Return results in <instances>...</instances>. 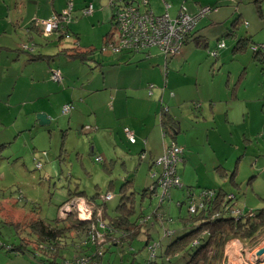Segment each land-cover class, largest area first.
<instances>
[{
    "label": "rangeland",
    "instance_id": "rangeland-1",
    "mask_svg": "<svg viewBox=\"0 0 264 264\" xmlns=\"http://www.w3.org/2000/svg\"><path fill=\"white\" fill-rule=\"evenodd\" d=\"M224 4L225 2L215 1L209 5L216 6L215 10L217 11ZM238 4L249 7L250 13L254 15L256 21L264 24L253 0H243L242 3L228 2V5L233 8ZM176 6L177 4H174L171 9L172 14L175 13ZM12 12L18 13L19 10L14 8ZM221 14L222 18L217 22H213L208 15L202 17L189 40L182 45L178 52L167 57L168 66L165 65L166 54L160 51L162 62L155 66L159 67L160 65L163 68L161 83L164 85L167 82V92L171 93L172 91L177 97H184L187 104L185 108H189V111L190 108L193 109V117L199 112L201 105L204 109L210 105H216L217 111L223 113L219 118L224 123V114L229 106L232 116L227 124L222 125L221 132L229 137L228 143L231 141L240 147L233 159H230V163L232 170L235 169L236 164L239 166L238 178L242 181V186L237 187L230 182H227L226 185L228 189L230 188L229 191L237 197L235 199V204L238 202L236 208H245L246 200L253 204H249L250 207L259 208L264 205V62L256 57L252 43L243 52L235 53L233 49L237 40L242 37L252 36L253 43L264 44V28L252 35L249 33V25L246 21L239 25L236 36L227 35V28L230 27L232 18L226 19L227 10ZM73 17L72 13L71 20ZM87 17L88 14L79 16V41L82 40L85 44L97 46L93 59L87 63L90 68L92 67L90 70H94L92 73L94 81L89 84H92L91 86L98 84L99 78L104 76V73L109 75L112 80L117 81V69L111 67L114 65H104L103 71L99 65H96L104 47L102 32L98 28L94 29L92 24L86 20ZM71 20L62 24L65 27L64 32H67L64 42L67 41L68 45H71L75 40L72 27L71 30L67 29ZM15 28L17 29V27ZM53 32L44 34L45 36L42 37H35L41 46H44L39 49L42 52L55 55L53 60L56 63V52L59 50V48H55L57 41H48L47 43L54 44V47L52 45L45 48L47 44L45 39L48 38L46 35L53 34ZM199 35L201 37L196 41L195 36ZM5 39L3 38L2 41ZM221 41L225 42L226 47L220 49L218 55L211 54L210 51L217 48V44ZM152 51L158 52V48L153 47ZM0 54V77L4 73L7 76L11 74L10 68H7L9 64L14 67L18 66L20 71L22 63L24 64V60L27 58L23 51L18 53L15 49L3 50ZM18 54H21V60L15 59ZM260 55L259 58L263 54ZM60 58L68 60L64 55H61ZM143 58L145 57L143 56ZM143 61L149 62L151 58H145ZM45 62H40V64ZM2 65L4 66L2 67ZM167 71L169 75L165 76ZM25 73L27 75L29 71ZM7 76L0 80V211L2 206L5 207L4 211L0 212V251L2 253H6L8 244L20 243L22 238L30 240L28 246L31 249L37 240L31 227L24 225L27 223L12 221L11 214L22 213L21 210L19 212V209H15V204L25 210L24 213L31 209L41 210V213L37 212V216L53 221L63 211L64 206L60 207V205L69 197L70 191L85 190L89 196H94L96 193L103 196L107 192H111L114 196L106 200L105 207L107 212L112 214L120 200L119 188L125 181L124 161L130 170L128 178L134 179V190L137 191V214L143 211L151 217V220L147 223L148 226H143L139 235L130 242L107 247L103 254V264H147V260L152 256L149 246L144 245L148 236L147 231L152 235V241L160 244L155 250V258L160 260V255L166 249L167 244L192 228V223L181 222L178 213L177 202L179 200L183 202L180 210L182 215L188 214L189 201L186 186L172 188L170 190L171 197L166 198L162 204L160 203V194L148 193L142 198L141 192L149 186L152 178L154 180L149 167L150 160L144 159L141 149L128 148L126 139H123V142H127L125 146L119 140L115 142L111 130H103L97 134V131L92 129L100 127V125L93 121L92 110L89 108L88 102L90 105L99 107L104 100L108 99L107 95L91 91L87 95L89 98L87 104L80 105V111L75 110L76 105H74L72 113H65L62 111V107L56 108V104L65 95H68L67 91L60 93L59 90L60 92L51 97V103L50 101L27 102L26 98L23 100L22 97L15 94L17 86L13 88L12 76ZM24 79L27 81V78L24 77ZM25 85L24 80L19 81L18 88ZM52 85L67 87L66 84L57 81ZM47 102L49 103L45 106ZM247 106L249 108L245 109L246 113L241 111V108L243 110ZM40 107H47L48 113L52 114H50L52 119L50 118L49 123H40L39 114H48L47 112H38L37 109ZM98 110L101 114H108L109 111L105 104ZM55 114H59L63 118L57 119L59 116ZM104 128L109 127L104 126ZM247 130L252 131L253 134H247ZM97 156H101L102 160H97ZM38 161H41V167L37 166ZM177 170L181 178V167H178ZM181 183H183L182 180ZM193 185H195L193 187L195 194L200 188H210L205 183ZM158 191H161L160 187ZM73 208L77 210L76 205ZM68 213L64 209L63 215L67 217ZM160 216H163L164 220ZM167 230L174 231V233L168 235L166 234ZM99 241H102V238ZM242 241L244 245L239 250L238 257L241 258L243 264H257L253 256H255L256 249L264 245V234L260 236L256 245L246 240ZM233 245V241L229 243V252ZM72 249L69 247L63 251L60 250L56 260L60 263L62 256L73 255ZM261 257L263 259H260L259 262L263 263L264 254ZM240 263L236 257L231 258L230 264Z\"/></svg>",
    "mask_w": 264,
    "mask_h": 264
},
{
    "label": "crops",
    "instance_id": "crops-1",
    "mask_svg": "<svg viewBox=\"0 0 264 264\" xmlns=\"http://www.w3.org/2000/svg\"><path fill=\"white\" fill-rule=\"evenodd\" d=\"M70 1L74 4V17L67 29L71 30L70 28L72 27L73 33L75 34V40L71 43V45H68L67 41L64 42V38L66 39L65 34L67 32H64L65 27L63 26L54 31L55 33L53 32V34L46 35L48 38L45 39L46 43L53 40H55V42L57 41L55 48H59V50L56 52L57 61L55 63V60H53L55 55L42 52L39 48H44V46H41L35 36H45L39 21L60 13L68 6ZM114 1L118 4L122 0H0V53L3 50L11 51L15 49L18 53L23 51V53L27 55V58L24 60L25 63H22V69L20 71L18 66L14 67L12 64H9L7 68H10L11 74L7 76L4 73L0 77V80H2L5 76H12L13 88L17 86L14 91L17 92L15 94L22 97L23 100L26 98L25 100H27V102L32 103L44 101H50L51 103V97L53 95H56L60 91V93L67 91L68 95H65L57 102L56 108L58 107V109H60L62 107V109H64V106L69 103L72 107L68 112L72 111L74 105H76L74 109L80 111V105L87 104L89 99L87 95L91 91L107 95L108 99L104 100L99 107L93 106L92 104L90 105L88 102L89 108L92 110L94 118L93 121L100 125V127H93L92 129L97 131V134L103 130H111L115 142L119 140L122 144H124V146L128 142V148L141 149L144 159L150 160L149 167L152 170V175L154 177V180L152 178L150 181L151 183L149 182V186L157 180V176L162 170V165L158 162V159L163 155L165 148L172 141H175L184 148L182 160L179 161L177 168L181 167L180 173L182 176L181 180L183 182L182 186L184 185L188 188V197L189 194H192L194 200L199 201L201 199L199 194L203 189L217 190L219 188H224L229 191L230 188L228 189L226 183H231L229 175L234 171H236V181L240 183V186H242V181L238 178L239 166L236 164L235 169L232 170L230 163V159H233L240 147L238 145H234L231 141L228 143L229 137L227 134L221 132L222 125L227 124L230 116H232V114H230L229 106L224 114V123H222L219 118L220 115H223V113L217 111L216 105H210L207 109H204L201 105V109L196 116L193 117V109L190 108L189 111V108H185L187 104L185 103L184 97H177L172 91L171 93L167 92V82L164 85L161 83L163 68L160 65L159 67L155 66L162 62V57L160 56V52L162 51L159 48L158 52L152 51L153 47L139 52L127 50H107L109 48L106 47V36L110 34L109 38L115 39L118 35L117 28L112 20L116 7V4H113ZM215 1L225 2V4L217 11L215 10L217 7L213 6L214 8L207 15L212 18L213 22H217L222 18L220 17L222 15L221 13L227 10L228 16L226 19L229 20L232 18L230 19L231 23L230 27L227 28V33L231 28L232 22L237 18H240L242 22L248 21L247 24L249 25V33L252 35H255L258 31L264 28V24L257 22L254 15L250 13L249 7L238 4V6L233 8L228 5V2L238 1L242 3L243 0H148V7L157 14H162L165 11H168L170 17L174 19L177 17L183 6L187 12L196 13L203 6H212L209 4H213ZM253 2L257 7L260 17L264 20V0L261 2V8L257 5L255 0H253ZM89 3H93L94 9L88 14L86 20L92 24L94 29L98 28L101 30L102 42L104 43L101 57H99L96 65H99L102 71L104 69V65H114L111 67H116L117 69V81L112 80L109 75L104 73V76H102L103 78H99V83L93 86H91L92 84H89V82L94 81L92 79V73H94V70H90L92 67L90 68L87 63L89 60L93 59L95 51L90 55V59L87 61H82L79 58L70 55L68 51L66 52L67 48L73 47H78L80 50H85L86 48L84 47H97L94 44H85L82 40L79 41V16L83 15V8ZM174 4H177V6L175 13L172 14L171 9L174 7ZM14 8L19 10V12H12ZM15 27H17V29ZM3 38L6 39L2 41ZM24 43L28 44L29 47L23 48ZM52 45L54 47V44ZM52 45L47 43L45 48H49ZM140 54H142L145 58H151V61H143L145 58H143ZM20 55L21 54H18L15 59L21 60ZM37 55H41V57L38 58ZM61 55H64L68 60L61 59ZM46 60L47 62H45ZM165 61V65L168 66V58L166 56ZM40 62L45 63L41 65ZM3 66L4 65H2V67ZM55 70L61 71V80H55L52 77ZM26 71H29L27 75L25 73ZM168 75V71L165 72V76ZM24 77L27 78V81ZM23 80L26 82V85L19 89V81ZM55 81L62 84L64 83L67 87L64 85L54 87L52 84L55 83ZM152 84L153 86L151 87ZM48 103L49 102H47L45 106L48 105ZM104 104L109 109L107 112L108 114H101L98 110V108L104 106ZM165 105L169 106L168 112L177 123V133L174 136L170 133L164 134L163 124L161 122V112L162 108L166 107ZM50 106L53 107L51 104ZM246 108H249V106L245 107L243 110L241 108V111L246 113ZM37 110L38 112H49L47 107H40ZM62 111L65 112L64 110ZM188 113L191 114L188 115ZM50 114L51 113H48L47 116L52 119V114ZM55 115L59 116V114ZM61 118H63V116H59L57 119ZM104 126L109 128H104ZM125 126H129L134 131L136 136V141L134 143L127 138L124 131ZM246 133L253 134L252 131L248 130ZM123 139H126L127 142H123ZM234 146L236 147L234 148ZM112 162H114V160H112ZM123 164L125 172L124 179H126L130 176L128 174L130 170L128 169V165L125 161ZM201 182L205 183V185L210 188H200L198 193L195 194L193 190L195 185L193 184L199 185L202 184ZM231 184L234 185L233 183ZM101 197L102 195L98 198V200L100 202L105 201L103 198L100 199ZM78 199L79 202H83V204L85 202L92 205V202L83 197H79L77 199L75 198L64 205L63 211L60 212L58 217L61 219L65 218L66 216L63 215L64 209H66L67 212H70ZM178 202L181 201L178 200ZM181 203V206L177 205L179 210L178 213L180 214L179 216L181 222L184 223L182 219L184 215H182L180 211L182 209L181 207L183 206V202ZM237 204H235V207ZM244 204L245 208H237L241 211L254 210L258 208L250 207L249 204H253L249 203L247 200ZM15 206V209H19V212L21 210L22 215L16 213L15 215L12 214V221L17 220L22 224L28 223L27 219L29 216L27 215V212L24 213L25 210L17 207L16 204ZM3 211L4 209L2 212ZM107 214L108 216L104 217L103 215L102 217L106 224L110 219L109 216L113 215L114 211L112 214H109L108 212ZM161 217L163 216H160V218ZM147 234L150 233L147 232ZM232 241L234 242V245L232 250L229 252L228 246ZM243 245L244 242L241 239L236 238L228 241L226 245L227 264H230L232 257H236L238 261L241 262L240 264H243L241 258L238 257L239 250L243 247ZM111 246L113 245L111 244ZM70 247L73 248V246ZM5 251L6 253H2L0 251V264H45L41 261L42 257H50L48 255H39L31 252H14L12 249H9V247H7ZM133 251L135 250L133 249ZM256 251L254 253L255 256L253 257L258 264L260 263L259 260L263 258L261 257L262 255L259 257ZM72 252L73 255L71 256H74L75 251L73 249ZM71 256L64 255L62 256V260ZM100 260L103 262V254L100 257Z\"/></svg>",
    "mask_w": 264,
    "mask_h": 264
},
{
    "label": "trees",
    "instance_id": "trees-1",
    "mask_svg": "<svg viewBox=\"0 0 264 264\" xmlns=\"http://www.w3.org/2000/svg\"><path fill=\"white\" fill-rule=\"evenodd\" d=\"M255 2L261 8L262 0H255ZM115 3L116 1L113 2V4ZM241 23L242 20L240 18L235 19L227 35L236 36V30ZM193 34L194 30L188 33L183 44ZM109 36L110 34L106 36V42L110 39ZM199 37L201 36H195V40L197 41ZM253 42L254 40L251 36L239 38L234 46L233 52H243L251 43L252 47L253 45H257V43ZM84 48L86 49L80 50L78 47L67 48L66 52L68 51L70 55L82 61H87L95 51V48ZM254 52L256 57L264 62V50L260 48L254 50ZM260 54H263L261 58H259ZM37 57L40 58L41 55H37ZM161 122L165 133H170L173 136L176 135L177 123L165 108H162ZM235 173L236 171L231 172L229 180L235 186L239 187L240 183L236 181ZM155 183L156 181L153 184ZM149 187L141 192L142 198L148 194ZM215 191L216 195L211 197L204 196L202 198L203 205L198 207L196 212H188L186 216L182 217L184 224L192 223V228L170 241L164 252L161 253L160 260L155 258V252L147 260V264H178L180 261H183L180 264H227L226 245L229 240L237 238L249 241L254 245L259 242L260 236L264 233V205L254 210H239L237 212L235 210V199L237 197L233 192L231 193L224 188H219ZM119 193L120 200L114 209V214L109 216L110 219L106 224L107 227L101 228L104 239L100 242L92 241L90 231L92 224L94 222L97 223V212L99 209L103 211L102 217L103 215L104 217L108 216L105 208L106 201L100 202L98 200L101 196L99 193H96L94 196H89L85 190L76 189L73 192L70 191L69 197L60 207L75 198L83 197L92 202L93 216L91 219L79 218L76 210L72 208L67 217L63 219L57 217L53 222L37 216V212L41 213V210L31 209L27 212L29 216L27 219L28 223L24 225L31 227L32 233L34 232L37 237V240H35L36 243L31 249L28 246L30 240L22 238L20 243L12 242L8 244V247L14 252H31L39 255L41 253L42 255L50 256L42 257L41 261L45 264H62V261L72 260L75 257L89 258L87 264H93V262L94 264H102L103 262H101L100 257L104 254L107 247L111 246V244L130 242L139 235L142 227L147 225L151 220V218L144 220L148 215L143 211L137 214V191L134 190V179L127 177L121 184ZM3 209H5L4 206H2L1 211ZM97 227L100 228L99 226ZM151 241L152 236L148 234L144 245L148 246ZM71 245L75 251L74 256L64 258L59 263L56 257L59 256L60 250L63 251ZM98 251H102V253L100 254ZM259 264H264V262Z\"/></svg>",
    "mask_w": 264,
    "mask_h": 264
},
{
    "label": "built area",
    "instance_id": "built-area-1",
    "mask_svg": "<svg viewBox=\"0 0 264 264\" xmlns=\"http://www.w3.org/2000/svg\"><path fill=\"white\" fill-rule=\"evenodd\" d=\"M116 7L114 10L113 20L115 27L117 28L118 35L115 39H109L106 42V47L112 51H133L139 52L149 49L151 47H157L162 52L169 55H174L178 52L184 42L185 37L188 33L193 31L198 21L207 15L212 9V6H203L199 12L190 13L187 12L183 6L176 18H171L168 11L162 14L155 13L151 8L148 7V0H122L120 3H115ZM74 4L72 1L68 3V6L60 13L48 17L44 20L39 21L41 24L43 33L49 34L62 27L63 22H68L72 18V11ZM93 3H89L83 8V14H89L93 11ZM225 42L221 41L217 44V48L210 51L211 54L218 55L219 49L225 46ZM28 44H23V48H28ZM253 50L263 49L264 44L253 45ZM55 80L62 79V73L60 70H55L52 74ZM153 84L151 85V87ZM71 104L64 106V111L68 112L71 109ZM165 107V106H164ZM167 110V107H165ZM125 134L131 142L136 141L134 131L129 127H124ZM164 134H166L164 132ZM184 148L172 141L166 148L163 155L158 159V162L162 165V170L157 176L155 184L149 187L151 194H160V203L162 204L166 198H170V190L174 187H182L181 178L177 172V165L182 160ZM97 160H102L101 156L96 157ZM37 166L41 167V161H38ZM158 187L161 191H158ZM201 199L199 201L194 200L193 195L189 194L188 201V212L194 213L198 207L203 205L202 198L205 196H214L216 191L213 189H203L200 194ZM114 196L113 193L108 192L102 196L103 200H107ZM181 202L177 205L181 206ZM76 211L78 217L81 219L92 218V205L83 202H76ZM75 207V206H74ZM238 212L239 209L235 207ZM102 209L98 210L97 223L94 222L91 226V239L93 242H100L99 240L104 239L101 228L107 227L106 222L102 218ZM151 218L150 216L145 217L144 220ZM163 219V217H161ZM170 220H172L170 218ZM98 224V225H97ZM99 226L100 228H98ZM174 231L167 230L166 234L171 235ZM160 244L155 241H151L148 245L152 252L155 253L157 246ZM102 253V251H98ZM89 258L86 257H75L72 260H64L62 264H87ZM94 264V262H93ZM96 264V263H95ZM103 264V263H102Z\"/></svg>",
    "mask_w": 264,
    "mask_h": 264
},
{
    "label": "water",
    "instance_id": "water-1",
    "mask_svg": "<svg viewBox=\"0 0 264 264\" xmlns=\"http://www.w3.org/2000/svg\"><path fill=\"white\" fill-rule=\"evenodd\" d=\"M165 106L167 107V111H169L168 110V107L169 106H167V105H165ZM38 117H39V120H40V123L41 124H45V123H49L50 122V118L47 116L46 113H41V114H39ZM256 253L259 256L263 255L264 254V245L262 247L258 248L257 251H256Z\"/></svg>",
    "mask_w": 264,
    "mask_h": 264
}]
</instances>
